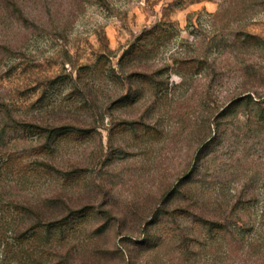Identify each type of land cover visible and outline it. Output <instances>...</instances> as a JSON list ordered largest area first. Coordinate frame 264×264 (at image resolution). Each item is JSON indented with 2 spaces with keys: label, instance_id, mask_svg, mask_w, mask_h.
I'll return each mask as SVG.
<instances>
[{
  "label": "rangeland",
  "instance_id": "374dc122",
  "mask_svg": "<svg viewBox=\"0 0 264 264\" xmlns=\"http://www.w3.org/2000/svg\"><path fill=\"white\" fill-rule=\"evenodd\" d=\"M20 3L0 14V264H264V0Z\"/></svg>",
  "mask_w": 264,
  "mask_h": 264
},
{
  "label": "trees",
  "instance_id": "16d2710c",
  "mask_svg": "<svg viewBox=\"0 0 264 264\" xmlns=\"http://www.w3.org/2000/svg\"><path fill=\"white\" fill-rule=\"evenodd\" d=\"M21 0H0V6L3 7L2 10H0V14H5L8 15L9 12L13 11L19 18L21 19H25L28 20V18L26 17V12L23 9V6L20 3ZM147 38V37H146ZM146 40L142 41L144 43H140L139 45H137V47L141 46V52L140 53H145L146 49H147V43H145ZM7 45V44H6ZM10 47V45H7ZM136 47V49H137ZM134 48L132 49H128L127 51H125L123 53V55L121 56V61H125L126 59L128 60H132L135 57V54H137V51ZM143 54H140L139 56H141ZM99 61V60H98ZM33 127H35L39 133H42L46 130V132H50V134L53 136L54 133H56L55 137L61 136L62 132L64 131H60L61 129H63L62 127L64 126H55V127H44L38 124H32ZM84 210H75L72 209L71 211H69V213L66 216H63L61 218L58 219H49V220H44V219H40L37 220L32 227L28 230L30 231H37L38 229H44L49 230V229H53V228H57L59 226L61 227H65V223L67 225H71L72 224V220L75 218L74 216L76 215V217L78 215H81L80 213H82ZM157 222V221H156ZM26 234V232L22 235V237ZM147 241V240H146Z\"/></svg>",
  "mask_w": 264,
  "mask_h": 264
}]
</instances>
